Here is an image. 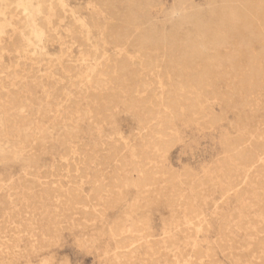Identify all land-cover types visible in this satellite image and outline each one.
I'll return each instance as SVG.
<instances>
[{
    "label": "rangeland",
    "instance_id": "rangeland-1",
    "mask_svg": "<svg viewBox=\"0 0 264 264\" xmlns=\"http://www.w3.org/2000/svg\"><path fill=\"white\" fill-rule=\"evenodd\" d=\"M28 1L37 36L0 0V264H264V0Z\"/></svg>",
    "mask_w": 264,
    "mask_h": 264
},
{
    "label": "bare ground",
    "instance_id": "bare-ground-1",
    "mask_svg": "<svg viewBox=\"0 0 264 264\" xmlns=\"http://www.w3.org/2000/svg\"><path fill=\"white\" fill-rule=\"evenodd\" d=\"M22 1V3H21V5L24 7V11L25 12H27V16H28V18L30 17L31 18V21L29 22V24L27 25V27H28V29H29V33H31V34H33V35H35V36H37L38 35V31H37V27H36V24H35V19H36V17L32 14V9H31V4H30V1H28V0H21ZM138 2V1H137ZM145 2V1H144ZM147 2V1H146ZM148 3V2H147ZM259 3V2H258ZM261 3H262V1H261ZM191 4V3H190ZM135 5V4H134ZM137 5V4H136ZM241 6H242V4H241ZM260 7V6H259ZM126 8V7H125ZM129 8V7H128ZM137 8V7H136ZM133 9V8H132ZM256 9V8H255ZM128 11V10H127ZM133 11V10H132ZM253 11V10H252ZM260 11V10H259ZM224 12V11H223ZM237 12V11H236ZM230 13V12H229ZM121 15V14H120ZM131 15V14H130ZM244 15V14H243ZM142 16V15H141ZM166 16V15H165ZM245 16V15H244ZM127 17V16H126ZM144 17H145V15H144ZM225 17V16H224ZM222 18V17H221ZM187 19V18H186ZM238 20V19H237ZM140 21V17H139V15H134L133 17H132V19L130 20V22H129V25H135V24H137L138 22ZM142 21V20H141ZM255 21V20H254ZM83 22V21H82ZM197 22V21H196ZM245 22H246V20H245ZM170 23V22H169ZM190 23V22H189ZM206 23H207V21H206ZM232 23V22H231ZM193 24V23H192ZM218 24H220V23H218ZM227 24V23H226ZM138 25V24H137ZM140 25V24H139ZM142 25V24H141ZM140 25V26H141ZM185 25V24H184ZM195 25V24H194ZM228 25V24H227ZM245 25V24H244ZM174 26V25H173ZM219 26V25H218ZM221 26V25H220ZM236 25H234L233 27H235ZM225 27V26H224ZM222 27H220V29H221ZM86 29H87V27H86V25H85V31H86ZM177 29V28H176ZM198 29V28H197ZM215 29H217V28H215ZM214 29V30H215ZM125 30V29H124ZM194 30V29H193ZM196 30V29H195ZM204 30V29H203ZM221 30H224V29H221ZM236 30V29H235ZM181 31V30H180ZM231 31H233L232 29H231ZM164 32V31H163ZM176 32V31H175ZM221 32V31H220ZM219 32V30H218V33H220ZM223 33H225V32H223ZM233 33V35H234V31L232 32ZM251 33H253L252 31H251ZM216 34V33H215ZM228 34V33H227ZM239 34H240V32H239ZM131 35V34H130ZM202 35V34H201ZM224 35V34H223ZM230 35V34H229ZM228 35V36H229ZM232 35V36H233ZM238 35V34H237ZM132 36V35H131ZM241 36V35H240ZM247 36V35H246ZM117 37V36H116ZM176 37V36H175ZM175 37H172L171 39H168L167 37L166 38H163V42H167L168 44H174V45H176V42H178L177 40H176V38ZM216 37H217V35H216ZM144 38V37H143ZM218 38V37H217ZM254 38V37H253ZM111 39V38H110ZM117 39V38H116ZM162 39V38H161ZM118 40V39H117ZM158 40V39H157ZM156 40V41H157ZM220 40H222V42H225L223 39H220ZM158 43L160 42L159 40L157 41ZM162 42V43H163ZM180 42V41H179ZM193 44V43H192ZM194 45V44H193ZM242 45V44H241ZM114 46V45H113ZM116 46V45H115ZM141 46V45H140ZM154 46V45H153ZM177 46V45H176ZM211 46H212V43H211ZM211 46H210V48H211ZM222 46V45H221ZM220 46V47H221ZM149 47V46H148ZM159 47V46H158ZM165 47V46H164ZM194 47V46H193ZM180 48V47H179ZM195 49V48H194ZM220 49V48H219ZM191 50V49H190ZM196 50V49H195ZM244 50H246V49H244ZM143 54V53H142ZM216 54V53H215ZM232 55V54H231ZM189 57V56H188ZM197 57V54H196V51H194L192 54H191V56H190V58L193 60V58H196ZM229 57V56H228ZM187 62V61H186ZM228 62H229V64H230V67L231 68H233L234 69V67H235V62H233V60L230 58V60H228ZM191 63V62H190ZM122 66V65H121ZM193 69V68H192ZM211 69V68H210ZM215 69V68H214ZM179 73H180V71H179ZM200 74V73H199ZM108 75V74H107ZM180 75V74H179ZM243 75V74H242ZM121 76V75H120ZM244 77H246L247 76V73L246 74H244L243 75ZM125 77V76H124ZM112 79V78H111ZM115 79V78H114ZM103 81V80H102ZM192 81V80H191ZM107 82V81H106ZM105 82V83H106ZM121 82H122V80H121ZM99 83V82H98ZM102 85H104V84H102ZM106 85V84H105ZM104 85V86H105ZM115 85V84H114ZM117 85H119V84H117ZM107 86H108V84H107ZM116 86V85H115ZM183 86V85H182ZM188 86V85H187ZM175 89H176V87H175ZM110 90V89H109ZM122 90V89H121ZM177 90V89H176ZM111 91V90H110ZM181 92V91H180ZM179 92V93H180ZM190 95V94H189ZM202 97V96H201ZM113 99V98H112ZM110 103V102H109ZM133 104V103H132ZM135 104V103H134ZM191 105V104H190ZM133 106V105H132ZM165 107V106H164ZM183 107V106H182ZM198 107V106H197ZM109 108V107H108ZM106 109V108H105ZM184 109H185V107H184ZM173 110V109H172ZM186 110H188V109H186ZM198 110V109H197ZM171 113H173V112H171ZM176 113H177V111H176ZM199 114V113H198ZM183 117V116H182ZM168 119V118H167ZM173 121V120H172ZM160 123V122H159ZM165 123V122H164ZM173 123V122H172ZM155 125V124H154ZM172 133V132H171ZM165 140V139H164ZM163 144V143H162ZM165 145V144H164ZM150 147H152V146H150ZM159 147V146H158ZM164 149V148H163ZM162 150V149H161ZM163 151V150H162ZM139 152V151H138ZM145 153H143V155H144ZM165 154V153H164ZM135 155V154H134ZM133 156V155H132ZM146 156V155H145ZM143 157V156H142ZM155 159V158H154ZM240 159H241V157H240ZM142 160V159H141ZM236 164V163H235ZM142 168V167H141ZM237 168H239V167H237ZM144 168H142V170H143ZM222 171V170H221ZM223 172V171H222ZM211 173V172H210ZM224 174V173H223ZM212 176V175H211ZM122 178V177H121ZM247 180V179H246ZM137 181H138V179H137ZM181 181V180H180ZM231 181V180H230ZM229 183V182H228ZM245 183H246V181H245ZM120 184V183H119ZM144 184V183H143ZM226 184V183H225ZM228 185H230V183L228 184ZM233 185V184H232ZM118 186V185H117ZM226 186V185H225ZM115 187V186H114ZM143 187V186H142ZM99 188V187H98ZM189 188V187H188ZM228 188V187H227ZM1 189V188H0ZM62 189V188H61ZM130 189V188H129ZM59 190V189H58ZM229 190V189H228ZM111 191V190H110ZM177 192H179V190L177 191ZM93 193H94V191H93ZM68 194V193H67ZM73 194V193H72ZM177 194V193H176ZM60 195V194H59ZM97 195V194H96ZM101 195V194H100ZM180 195V194H179ZM65 196V195H64ZM73 196V195H72ZM98 196V195H97ZM181 196V195H180ZM64 198V197H63ZM73 198V197H72ZM123 198V197H122ZM95 199V198H94ZM68 201H69V198L67 199ZM91 200V199H90ZM184 200V199H183ZM188 200V199H187ZM108 201V200H107ZM61 202H62V200H61ZM72 202V201H71ZM109 202V201H108ZM179 202V201H178ZM187 202V201H186ZM193 202V201H192ZM60 203V202H59ZM182 203V202H181ZM188 203V202H187ZM62 204H64L63 202H62ZM66 204H67V201H66ZM180 204V203H179ZM68 205V204H67ZM60 206V205H59ZM109 206V205H108ZM189 206V205H188ZM195 206V205H194ZM110 207V206H109ZM193 207V206H192ZM58 208V207H57ZM74 208V207H73ZM69 210V209H68ZM71 210V209H70ZM187 210V209H186ZM189 210H190V208H189ZM67 211V210H66ZM193 211V210H192ZM196 212V211H195ZM193 213V212H192ZM195 214V213H194ZM198 215V214H197ZM200 215V214H199ZM63 216V215H62ZM194 216V215H193ZM65 217V216H64ZM57 218V217H56ZM197 218V217H196ZM194 220V219H193ZM192 220V221H193ZM191 221V222H192ZM198 220H196V222H197ZM200 221H201V219H200ZM64 222V221H63ZM195 225V224H194ZM190 226V225H189ZM122 227V226H121ZM116 228V227H115ZM117 229V228H116ZM189 229H191V228H189ZM53 230V229H52ZM181 230V229H180ZM187 230V229H186ZM197 230V229H196ZM201 230H202V228H201ZM192 231V230H191ZM125 234V233H124ZM43 235V234H42ZM47 234H45L44 235V237L46 236ZM136 236V235H135ZM34 237H35V234H34ZM47 237V236H46ZM50 237V236H49ZM53 237V236H52ZM126 237V236H125ZM44 240L45 239H47V238H43ZM54 239V238H53ZM88 240V239H87ZM47 241V240H46ZM47 243V242H46ZM143 243V242H142ZM150 244V243H149ZM139 245V244H138ZM138 247V246H137ZM133 249V248H132ZM152 251V250H151ZM153 252V251H152ZM5 253V252H4ZM121 253V252H120ZM122 254V253H121ZM158 258V257H157ZM181 259V258H180ZM192 259V258H191ZM185 262V261H184ZM197 262V261H196Z\"/></svg>",
    "mask_w": 264,
    "mask_h": 264
}]
</instances>
